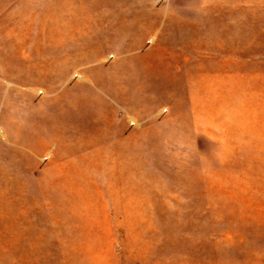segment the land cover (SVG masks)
Here are the masks:
<instances>
[{"label": "rangeland", "instance_id": "rangeland-1", "mask_svg": "<svg viewBox=\"0 0 264 264\" xmlns=\"http://www.w3.org/2000/svg\"><path fill=\"white\" fill-rule=\"evenodd\" d=\"M0 264H264V0H0Z\"/></svg>", "mask_w": 264, "mask_h": 264}, {"label": "crops", "instance_id": "crops-1", "mask_svg": "<svg viewBox=\"0 0 264 264\" xmlns=\"http://www.w3.org/2000/svg\"><path fill=\"white\" fill-rule=\"evenodd\" d=\"M208 64L206 58H198L193 64L189 63L186 58L185 65L182 66V82L188 96L181 105L184 111L181 116L179 135L221 134L220 103L209 98V94L218 88L216 84L219 80V73L212 69L209 70ZM192 65H194L195 72L192 70ZM228 77H231L230 72ZM194 93H200L201 98L194 99ZM131 120L137 123V129L129 126L126 132L123 129L118 135H152L150 129L153 125L148 126L145 121H139L133 115H131Z\"/></svg>", "mask_w": 264, "mask_h": 264}, {"label": "built area", "instance_id": "built-area-1", "mask_svg": "<svg viewBox=\"0 0 264 264\" xmlns=\"http://www.w3.org/2000/svg\"><path fill=\"white\" fill-rule=\"evenodd\" d=\"M132 125H137V123L135 121H132Z\"/></svg>", "mask_w": 264, "mask_h": 264}]
</instances>
